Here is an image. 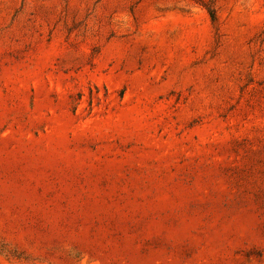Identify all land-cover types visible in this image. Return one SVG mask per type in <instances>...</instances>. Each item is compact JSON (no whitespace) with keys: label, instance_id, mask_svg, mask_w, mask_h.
<instances>
[{"label":"rangeland","instance_id":"rangeland-1","mask_svg":"<svg viewBox=\"0 0 264 264\" xmlns=\"http://www.w3.org/2000/svg\"><path fill=\"white\" fill-rule=\"evenodd\" d=\"M0 264H264V0H0Z\"/></svg>","mask_w":264,"mask_h":264},{"label":"trees","instance_id":"trees-1","mask_svg":"<svg viewBox=\"0 0 264 264\" xmlns=\"http://www.w3.org/2000/svg\"><path fill=\"white\" fill-rule=\"evenodd\" d=\"M206 11L208 13V16L210 18L211 23L214 24L216 22V17H215L214 11L210 8H207Z\"/></svg>","mask_w":264,"mask_h":264}]
</instances>
